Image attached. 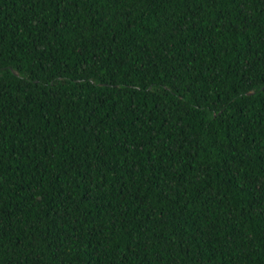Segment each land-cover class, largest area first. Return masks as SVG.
Instances as JSON below:
<instances>
[{"label": "trees", "instance_id": "trees-1", "mask_svg": "<svg viewBox=\"0 0 264 264\" xmlns=\"http://www.w3.org/2000/svg\"><path fill=\"white\" fill-rule=\"evenodd\" d=\"M0 264H264V0H0Z\"/></svg>", "mask_w": 264, "mask_h": 264}, {"label": "water", "instance_id": "water-1", "mask_svg": "<svg viewBox=\"0 0 264 264\" xmlns=\"http://www.w3.org/2000/svg\"><path fill=\"white\" fill-rule=\"evenodd\" d=\"M248 93H251V91H249Z\"/></svg>", "mask_w": 264, "mask_h": 264}]
</instances>
